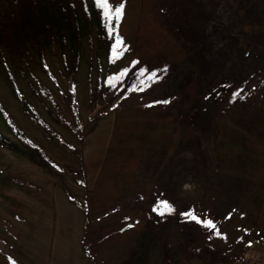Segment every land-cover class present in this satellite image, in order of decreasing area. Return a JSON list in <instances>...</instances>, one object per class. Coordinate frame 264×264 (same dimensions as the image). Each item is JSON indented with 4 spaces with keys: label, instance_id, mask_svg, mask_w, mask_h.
<instances>
[{
    "label": "rangeland",
    "instance_id": "1",
    "mask_svg": "<svg viewBox=\"0 0 264 264\" xmlns=\"http://www.w3.org/2000/svg\"><path fill=\"white\" fill-rule=\"evenodd\" d=\"M123 4L119 32L130 51L102 66L101 74L121 70L103 101L88 102L84 62L64 78L46 59L92 129L79 168L67 147L77 142L33 102L63 144L45 140L0 79L12 120L56 162L75 166L62 181L81 207L53 174L0 146V177L9 178H0V253L18 264H264V0ZM0 134L19 142L1 116ZM189 210L223 235L181 215Z\"/></svg>",
    "mask_w": 264,
    "mask_h": 264
},
{
    "label": "trees",
    "instance_id": "2",
    "mask_svg": "<svg viewBox=\"0 0 264 264\" xmlns=\"http://www.w3.org/2000/svg\"><path fill=\"white\" fill-rule=\"evenodd\" d=\"M120 4H114L111 0L108 4L102 2L100 5L95 4L94 0H0V79L7 85L12 97L18 100L20 109L31 123L44 128L41 132L45 140L59 147L63 144L60 132L44 121L33 108V102L39 103L48 118L62 130H66L77 142L78 146L68 143L67 147L78 155L85 135L92 129L74 112L75 102L71 91L68 88L62 89L46 59L51 57L57 65L56 74L64 78L72 77L80 63L84 62L87 68L88 102L95 99L100 102L105 97V86L115 84L121 77L120 69L101 74L102 66L108 69L130 51L131 40L124 38L119 32L125 5L124 14L118 21L114 15V7ZM109 8L113 12L111 20L102 12V9ZM117 34L122 43L117 42ZM93 66L99 68V72L91 84ZM37 71L56 85V91L42 83ZM19 80L27 86V91L16 83ZM28 94L31 98L27 100ZM61 105L67 108L69 118L65 117L64 110H60ZM0 116L5 119L8 131L16 134L19 140L13 142L0 134V146L26 157L53 174L65 192L66 199L80 207L75 194L62 181V174L66 172L72 177L77 174L75 166L56 162L43 145L27 136L12 120L1 102ZM80 164L79 155L78 168ZM0 178L2 181L9 180L7 177ZM76 181L82 183L79 185H85L82 176ZM0 254L4 258L0 259V264H18L9 255Z\"/></svg>",
    "mask_w": 264,
    "mask_h": 264
},
{
    "label": "snow or ice",
    "instance_id": "3",
    "mask_svg": "<svg viewBox=\"0 0 264 264\" xmlns=\"http://www.w3.org/2000/svg\"><path fill=\"white\" fill-rule=\"evenodd\" d=\"M102 2L104 4H108L109 3V0H94V3L97 4V5H100ZM102 12H103V14L105 16H107L109 18V20L112 19L113 12L110 10V8L107 9V10L102 9ZM123 14H124V4H123V0H122V2H121L120 5L114 7V15H115L116 20L118 21L120 19V17L123 16ZM117 27H118V24H117ZM117 42L118 43H122V40H120L118 38V34H117ZM162 71H166V69L165 70H162ZM151 77L156 78V79H162V76H157V72L156 71H153L151 73ZM239 95H240L239 92L234 93V96H239ZM157 103H160V102H157ZM163 103H168V101H164ZM162 203L164 204L165 208L167 209V211L169 213H172V212L175 211L174 206L170 205L168 201H163ZM154 210H156V209H154ZM161 215H163V212H161ZM181 215L182 216H188V218L191 221L196 222V223H200L204 227L213 230V234L216 235V236L223 235V233L221 232V230L219 229V227L213 221L208 220L206 218L204 220H201L198 215H196V214L193 213V210H189V212H187V213H181ZM129 227H132V225H129ZM209 238H211V237H209Z\"/></svg>",
    "mask_w": 264,
    "mask_h": 264
}]
</instances>
